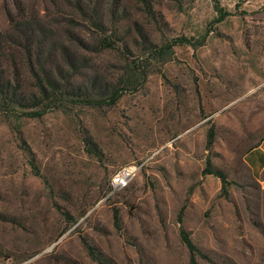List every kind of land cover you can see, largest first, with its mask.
<instances>
[{
    "label": "rangeland",
    "instance_id": "1",
    "mask_svg": "<svg viewBox=\"0 0 264 264\" xmlns=\"http://www.w3.org/2000/svg\"><path fill=\"white\" fill-rule=\"evenodd\" d=\"M75 2L0 0V65L14 85L35 90L7 38L24 42L12 25L35 22L52 40L41 62L62 45L86 58L75 83L121 94L41 118L0 110V264H264V0H149L155 18L118 0L114 25V0H94L117 39L97 53L80 47L94 39ZM128 165L141 169L113 192Z\"/></svg>",
    "mask_w": 264,
    "mask_h": 264
},
{
    "label": "trees",
    "instance_id": "2",
    "mask_svg": "<svg viewBox=\"0 0 264 264\" xmlns=\"http://www.w3.org/2000/svg\"><path fill=\"white\" fill-rule=\"evenodd\" d=\"M145 6L148 15L155 18L153 7L149 0H141ZM114 10L111 14L113 17V25L120 22L124 17L119 15L117 10L118 0H114ZM75 6L77 11L82 15L85 23V28L92 31L91 36L94 39L93 43L87 42L86 39H81L80 47L82 50L90 53H97L102 51H111L117 47L116 29L115 26H108V16L106 14L100 15L94 9V0H76ZM112 19V18H111ZM110 22V21H109ZM112 23V22H111ZM13 32L18 35L24 34V42L16 39L15 37L7 38V43L24 49L28 65L34 80V89L25 92L19 84L14 85L12 80L6 77L2 66L0 65V110L6 112H16L17 109H22L25 115L34 118H41L48 112L56 108H60L61 104L66 101H71L77 105H84L90 107H108L114 106L120 99L121 94L117 88L109 89V87H102L98 84L97 80L89 81L86 83H75L81 68L84 67L86 58L74 55L71 49H67L62 45L55 50L56 54L51 52L47 53L45 60H39V55H42V50L46 49L50 43L49 36L45 37L46 30L42 33L38 30L39 24L33 22L25 28L22 22L14 23L12 25ZM43 36L40 40L37 37ZM31 39H30V38ZM35 37V38H34ZM3 38H0V51ZM187 38L174 40V43L184 44L187 43ZM176 45V44H175ZM172 48V46H171ZM163 50L160 49V53ZM45 53V52H44ZM166 53V51H165ZM37 57V58H36ZM2 55H0V61ZM55 59V60H54ZM60 59L59 63L56 62ZM88 60V59H87ZM105 85H109L106 83ZM86 145L93 152V145L88 138L84 140ZM213 143V134L209 135L208 146ZM204 174H215L221 179L223 183V192L227 194L226 188L228 180L226 174L221 170H211V164L204 170ZM116 225L119 222L118 212H114ZM182 224V218L179 219ZM181 238L187 248L192 254L198 250L193 244L190 234L181 227ZM85 246L91 257L95 258L94 248L87 242Z\"/></svg>",
    "mask_w": 264,
    "mask_h": 264
},
{
    "label": "built area",
    "instance_id": "3",
    "mask_svg": "<svg viewBox=\"0 0 264 264\" xmlns=\"http://www.w3.org/2000/svg\"><path fill=\"white\" fill-rule=\"evenodd\" d=\"M140 169V165H128L119 169L112 179L113 192L126 189Z\"/></svg>",
    "mask_w": 264,
    "mask_h": 264
}]
</instances>
